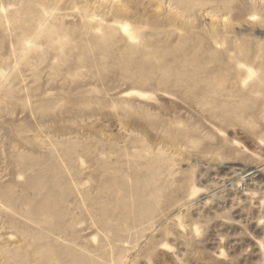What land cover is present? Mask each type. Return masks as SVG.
<instances>
[{"label": "rangeland", "instance_id": "obj_1", "mask_svg": "<svg viewBox=\"0 0 264 264\" xmlns=\"http://www.w3.org/2000/svg\"><path fill=\"white\" fill-rule=\"evenodd\" d=\"M0 264H264V0H0Z\"/></svg>", "mask_w": 264, "mask_h": 264}]
</instances>
